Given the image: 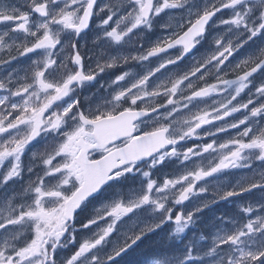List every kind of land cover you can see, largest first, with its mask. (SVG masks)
Segmentation results:
<instances>
[{
  "label": "snow or ice",
  "instance_id": "1",
  "mask_svg": "<svg viewBox=\"0 0 264 264\" xmlns=\"http://www.w3.org/2000/svg\"><path fill=\"white\" fill-rule=\"evenodd\" d=\"M138 249L264 264V0H0V264Z\"/></svg>",
  "mask_w": 264,
  "mask_h": 264
},
{
  "label": "trees",
  "instance_id": "2",
  "mask_svg": "<svg viewBox=\"0 0 264 264\" xmlns=\"http://www.w3.org/2000/svg\"><path fill=\"white\" fill-rule=\"evenodd\" d=\"M140 250V252H138ZM136 252H138L139 254H143V250L142 249H138ZM132 256H130V259L127 260L124 264H134V261L136 260V255L135 252L131 253ZM132 257V258H131ZM123 263V262H122Z\"/></svg>",
  "mask_w": 264,
  "mask_h": 264
},
{
  "label": "bare ground",
  "instance_id": "3",
  "mask_svg": "<svg viewBox=\"0 0 264 264\" xmlns=\"http://www.w3.org/2000/svg\"><path fill=\"white\" fill-rule=\"evenodd\" d=\"M140 251V250H139Z\"/></svg>",
  "mask_w": 264,
  "mask_h": 264
}]
</instances>
